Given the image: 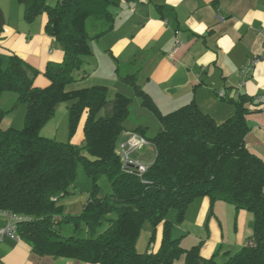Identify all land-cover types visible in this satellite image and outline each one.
<instances>
[{"label":"trees","instance_id":"1","mask_svg":"<svg viewBox=\"0 0 264 264\" xmlns=\"http://www.w3.org/2000/svg\"><path fill=\"white\" fill-rule=\"evenodd\" d=\"M25 18L32 22L47 15L45 31L64 52L61 63L50 62L45 71L49 85H35L38 70L12 54L7 67L0 59V98L13 91L27 105L21 131L0 129V213L21 218L18 235L32 246L34 254L70 258L90 264H264V161L247 148L251 128L248 100L235 102L236 112L223 123L204 113L195 101L162 115L149 95L138 85L137 74L122 80L133 87L161 124L160 132L148 139L156 157L144 174L127 168L118 147L126 133L131 100L122 94L110 99L108 87L96 85L67 91L76 83L89 42L113 29L110 0H17ZM107 23L108 29L92 36L87 21ZM0 8V34L5 26ZM68 106L71 135L85 116L84 145L60 143L41 136L61 105ZM0 110V120L3 116ZM136 133L144 134L138 128ZM81 165L93 184L90 197L79 215H67L62 200L73 194ZM106 177L111 192L101 196L100 180ZM209 198L225 202L253 216L254 231L237 253L215 254L206 259L202 243L189 249L172 236L168 220L185 219L195 201ZM153 232L163 226L157 252L140 253L137 243L146 224ZM108 227L98 233L103 225ZM73 230L64 236V226Z\"/></svg>","mask_w":264,"mask_h":264},{"label":"crops","instance_id":"2","mask_svg":"<svg viewBox=\"0 0 264 264\" xmlns=\"http://www.w3.org/2000/svg\"><path fill=\"white\" fill-rule=\"evenodd\" d=\"M110 1L113 29L89 42L94 73L88 78L84 72L81 80H92L93 86H124L129 84L122 78L137 74L138 85L161 114L195 101L218 123L232 117L235 102L245 96L253 111L247 116L251 128L247 148L264 161V0ZM0 8L6 22L0 34V59L5 65L12 54L19 56L38 70L35 85L44 88L41 75L47 65L64 59L60 45L45 31L47 15L29 22L17 0H0ZM103 24L93 26L92 36L108 29ZM256 59L259 61L243 75ZM132 128L136 129L126 128L123 140L133 135L147 138L148 127L139 125L145 129L143 135L135 132L136 126ZM190 207H194L191 221L195 228H186L185 233L192 239V247L203 244L201 254L206 259L240 251L251 236L253 216L246 211L221 201L212 203L209 198ZM6 225L7 219L0 216V231ZM162 238L159 226L146 252H157ZM141 247L139 239L137 250ZM0 264L90 263L41 257L25 241L0 238Z\"/></svg>","mask_w":264,"mask_h":264},{"label":"rangeland","instance_id":"3","mask_svg":"<svg viewBox=\"0 0 264 264\" xmlns=\"http://www.w3.org/2000/svg\"><path fill=\"white\" fill-rule=\"evenodd\" d=\"M47 3L54 7L56 5L55 2L47 0ZM93 26H104L103 22L101 21H87V31L92 34ZM6 61L4 68L7 67ZM86 74H85V73ZM94 73L93 66H92V57H87L85 59V65L80 71L75 73L77 80L76 83L70 84L66 87L67 91L79 90L86 87H92L94 82L91 80H86V78H82L83 74L89 78L91 74ZM94 78V76H92ZM83 80L88 81L85 83ZM41 82L44 83L45 87L49 85V80L45 75H41ZM83 82V83H81ZM107 87V86H106ZM109 97L110 99L114 98L117 94L126 95L131 100L130 107H129V116L125 121V127L129 130H133L136 128H132L136 126L137 128L139 125L144 127H148V134L147 138L152 139L154 138L161 130V124L157 117L149 111V109L143 107L142 100L138 97L133 89L132 86L125 84L118 85L115 84L114 86H109ZM126 93L123 94L122 93ZM71 102H65L61 105L59 110L56 112L55 116L52 120L42 129L41 136L46 139L55 140L60 143H70L75 146H83L84 145V123H85V116L79 122L75 133L71 135L70 133V124H69V114H68V106ZM0 110L4 113L1 120H0V129L7 130V129H15L21 131L24 129L25 126V115L27 111V105L23 102H18L17 95L13 91H6L0 98ZM167 115V114H162ZM131 127V128H129ZM127 140H123L122 143L126 142ZM145 150L137 151L133 153L132 157L138 158L141 161L145 162L146 164H152L156 157V148L151 143L150 146L145 147ZM118 151V150H117ZM75 188H73V194L65 199L62 200V205L65 208V213L67 215H79L82 211L84 206L86 205L91 191L93 189V184L90 178L85 173L83 167L79 165L77 171V177L75 181ZM100 189H101V196H104L111 192V186L108 179L104 176L100 180ZM194 206V205H193ZM191 209H187L185 219L181 222L176 220V211H171L168 220L173 223V231L172 236L174 239H183L181 246L184 249H189L192 247V239L189 238L186 233V228H195L193 226V222L191 221L193 218V211L194 207H190ZM189 210V213H188ZM162 226V225H161ZM108 227L107 224L103 225L98 233L103 232ZM64 236H70L72 232V226L67 225L64 226ZM159 228V227H158ZM163 228V226H162ZM251 232L249 235L253 234L254 231V224H252ZM153 229L151 225L148 223L144 226L142 234L140 236V246H143L138 249V251H143L140 253H146L147 246L149 244L150 237L152 235ZM185 234H184V233ZM150 234V235H149ZM186 235V236H184ZM239 252V250L237 251ZM233 252V253H237ZM176 264H184V259H180L176 262Z\"/></svg>","mask_w":264,"mask_h":264},{"label":"built area","instance_id":"4","mask_svg":"<svg viewBox=\"0 0 264 264\" xmlns=\"http://www.w3.org/2000/svg\"><path fill=\"white\" fill-rule=\"evenodd\" d=\"M145 2L149 0H143ZM256 59L254 62L248 64V66L243 70L242 74L246 75L249 70L258 62ZM150 142L147 138L139 135H133L126 142L121 143L118 147V154L121 156V159L124 165L127 168H132L140 174H144L149 166L143 164L142 162L133 159V153L144 149L149 146ZM0 216H3L7 219V225L4 229L0 231V238H8L13 241H19L20 236L18 235V223L21 221V218L17 215L9 214L7 212L0 213Z\"/></svg>","mask_w":264,"mask_h":264}]
</instances>
